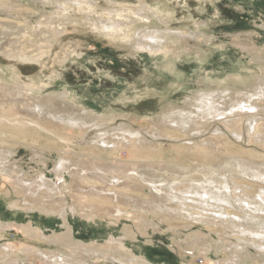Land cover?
<instances>
[{"label":"rangeland","instance_id":"1","mask_svg":"<svg viewBox=\"0 0 264 264\" xmlns=\"http://www.w3.org/2000/svg\"><path fill=\"white\" fill-rule=\"evenodd\" d=\"M76 1L0 0V83H17L39 99L67 92L75 105L103 119L110 139L114 137L112 129L122 123L140 129L154 140L145 131L163 107L180 106L187 97L204 89L225 86L233 92L247 90L254 87L259 77H264V0H79L78 4ZM144 5L146 13L138 14L137 10ZM109 14L121 20L122 32L110 33L89 22L90 18L108 19ZM146 26L170 33L168 42L176 43L171 42L167 49L159 51L131 46L129 42L136 36V29ZM261 103L264 100H259L257 116L262 117V121L258 119L264 127ZM240 119L237 116L233 120ZM195 120L199 121L197 126L193 125L197 131L181 130L182 134L188 131L187 135L178 133L176 136L180 137L173 140L156 138L159 146L155 152L160 154L135 160L151 166L161 162L173 172L171 163L181 161L184 145L215 131L230 137L227 142L232 146H239L236 142L242 149L264 154L259 139L253 142L251 134L245 135L241 143L237 141L227 129L230 123L213 122L210 118L206 123L202 118ZM167 123L163 127L173 128V123ZM92 129L87 133L75 129L72 141L95 136L97 133ZM89 146L84 145L81 150L110 156ZM28 147L24 143L10 145L13 151L7 154L9 164L16 165V170L26 176L43 171L46 177L55 180L53 162L59 152ZM121 156L135 162L125 151H121ZM80 161L78 158L75 162ZM71 175L65 171L70 186L74 181ZM14 183L0 175V264H54L55 258L39 255L30 246L51 252L59 249L77 259L85 257L87 264H111L103 256L97 258L96 252L83 253L82 248L81 254L76 255V247H69L67 240H63L68 233L70 241L79 246L103 247L112 240L113 244L122 241L124 249L118 245L122 254L133 253L134 257H145L153 264H228L237 253L244 258L241 264H261L264 260V253L258 256L260 251L250 244L248 250L237 247L239 237L234 232L227 235L209 229L207 224L180 217L164 219L153 211L132 208L125 200L112 201L104 214L92 219L84 215L86 208L76 205L73 208L72 196L68 194L71 187L40 197L38 192L30 195ZM40 202L51 205L46 210L39 207ZM116 207L122 209V215L115 213ZM135 210L146 217L137 216ZM263 222L264 219L255 221L252 226ZM233 228L237 230L234 225H227L224 231Z\"/></svg>","mask_w":264,"mask_h":264},{"label":"bare ground","instance_id":"2","mask_svg":"<svg viewBox=\"0 0 264 264\" xmlns=\"http://www.w3.org/2000/svg\"><path fill=\"white\" fill-rule=\"evenodd\" d=\"M78 2L79 0L75 3L78 4ZM140 3L143 2L140 1ZM145 10L144 5L137 11L138 14H145ZM90 19L89 22L93 27L110 33L122 32V22L116 19L115 15H110L108 19ZM135 34L136 36L129 42L135 48L142 46L159 51L167 49V44L171 42L176 43L173 40L168 42L170 33L157 28L138 27ZM259 78L260 80L257 78L258 80L254 83V87L247 90L239 89L233 92L229 91L230 88H224L225 86L215 90L204 89L187 97L180 106L163 107L160 113L150 120V127L145 131L146 134L154 137V140L148 139L140 129L135 130L122 123L112 129L111 136L114 137L110 139L111 137L106 135L109 131L102 124L103 119L99 120L87 108L75 105L73 99L67 97L65 91L39 99L29 94L28 90L22 89L23 87L19 88L17 83H0V175L9 178L15 182V187L21 188L24 192L27 191L30 195L38 192L40 197L52 196L58 191L62 193L63 188L71 187L68 194L72 196L73 208L75 205L79 208H86L84 215L92 219L99 214H104L106 211L104 209L112 201L119 203L125 200L132 208H141L145 212L153 211L158 217L164 219L180 217L203 225L207 224L209 229H215L227 235L234 232L239 237L237 247H244V250H248L247 246L250 244L257 252L260 251L259 256L264 253V222L255 228L252 225L255 221L264 219V213H260L264 212V154L242 149L243 147H239L241 145L236 142L234 144L239 146H232L227 142L230 137L215 131V134L197 138L194 142L192 141L193 143L184 145L186 149L180 152L182 153L180 154L181 161L170 162L174 165L172 166L173 172L168 171L165 165L160 164L161 162L151 166L135 160L150 159L156 156L159 152H155L159 146L156 138L177 139L180 137L176 136L178 133L185 137L188 131L182 134L181 130L185 132L197 126L199 121L195 120L196 118L204 119L202 120L204 123L208 118L213 119V122L230 123L226 127L237 141L241 143L245 135L251 134L250 137L254 138L253 142L259 139L258 145L264 147L262 117L257 116L260 114L257 111L260 105L259 100H264V77ZM23 107L27 109L22 110ZM237 116L241 119L233 120ZM167 122L173 123L175 127H170L172 125ZM166 123L170 126L163 127ZM92 128L97 133L95 136L81 138L80 142L76 143L75 140L72 141V136L76 137L75 129L87 133V130ZM168 132L172 133L168 135ZM252 135L257 136L255 138ZM90 141L94 144L90 145ZM21 143L35 149H55L59 152L58 159L53 162L55 180L46 177L43 171L30 177L26 176L23 172L16 170V165L9 164L7 154H12L13 151L10 145ZM81 143L83 146H80ZM84 145H90L91 150L109 153L110 156L101 157L96 152L82 151L81 147L84 148ZM121 151H125L126 155L135 162L122 159ZM78 158L81 161L75 162ZM82 163L84 166L81 165ZM65 171L72 174L74 178L71 186L66 183ZM146 191H148L147 194ZM51 202L48 203L51 205ZM38 204L46 210L50 206L43 202ZM141 204H143L142 207ZM121 211L122 209L116 207L115 213L119 215ZM142 213L137 212L136 214L144 219L146 215ZM227 225H234L237 230L233 228L224 231ZM63 237L64 241L67 240L69 247L71 245L76 247V255L81 254L79 251L82 248L83 253L92 255L96 252L97 258L103 256V259L111 264H116L115 262L153 264L145 257H134L133 253L124 252L122 254L120 251L124 249L122 241L113 244L112 240L103 247L79 246L71 242L72 238L69 233ZM30 248L39 252V255L49 254L50 258H55L53 259L54 264H87L85 257L77 259L72 254H66L59 249L51 252L31 246ZM241 258L243 256L237 253L228 264H241ZM261 264H264V260Z\"/></svg>","mask_w":264,"mask_h":264}]
</instances>
